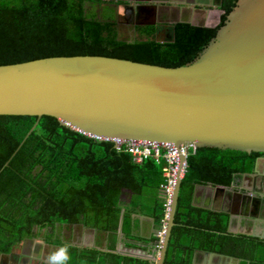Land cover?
I'll return each mask as SVG.
<instances>
[{
    "label": "trees",
    "instance_id": "16d2710c",
    "mask_svg": "<svg viewBox=\"0 0 264 264\" xmlns=\"http://www.w3.org/2000/svg\"><path fill=\"white\" fill-rule=\"evenodd\" d=\"M236 1H221L215 27L177 22L173 41L159 43L157 29L150 25L121 37L113 12L98 9L101 0H0V65L90 55L178 67L193 61L215 37ZM36 120L0 115V253L39 235L49 244L64 245L62 226L117 233L123 220L127 237L134 211L146 206L153 222L160 223L163 176L153 158L138 163L125 145L117 150L113 143L81 135L49 116L39 119L20 146ZM260 156L214 148L188 153L163 264H190L195 248L240 264H264L263 240L227 233L225 215L190 204L195 185L229 187L251 173ZM136 240L153 250L154 236ZM70 251L69 264H152L72 246Z\"/></svg>",
    "mask_w": 264,
    "mask_h": 264
},
{
    "label": "water",
    "instance_id": "95a60500",
    "mask_svg": "<svg viewBox=\"0 0 264 264\" xmlns=\"http://www.w3.org/2000/svg\"><path fill=\"white\" fill-rule=\"evenodd\" d=\"M116 1L128 7L131 20L135 12V26L158 28L155 7ZM146 16L151 20H143ZM173 24L169 25L171 39L163 31L166 26L156 32L155 40L172 42ZM0 115L37 118L20 146L39 119L49 116L114 147L118 141H143L264 155V0H237L197 57L174 68L90 55L0 65ZM179 162L185 158L181 156ZM261 164L264 157L256 158L252 173ZM180 181L177 176L163 239L157 257L150 259L152 264H163ZM208 187L227 198L233 194L232 184ZM244 191L236 196L251 200L246 205L264 220V194ZM157 229L154 226L153 236Z\"/></svg>",
    "mask_w": 264,
    "mask_h": 264
},
{
    "label": "crops",
    "instance_id": "0c3cea01",
    "mask_svg": "<svg viewBox=\"0 0 264 264\" xmlns=\"http://www.w3.org/2000/svg\"><path fill=\"white\" fill-rule=\"evenodd\" d=\"M128 1L134 7L137 5L155 7V14L153 13L155 16H153L154 20L160 23L159 25L187 22L192 25L215 27L222 13L220 10L221 4L220 6L218 5L222 0H148L146 4H144L145 0H142L140 4H138L137 0ZM148 13L152 14L151 12ZM148 16L143 19L150 21L151 17ZM135 17L134 12L132 20H136ZM161 28L162 26H158V31ZM168 32H170L172 37V29L169 26L165 31L166 37ZM240 177L234 181L231 189L233 194L230 198L223 194L214 193L208 187V184L195 185L190 197V204L193 207L225 215L227 217V233L248 235V237L261 240L260 238L264 237V224H261L260 221L245 222L239 216V212L242 209H240L239 198L236 195L240 193V183L249 180ZM129 202L130 199L127 200V203ZM149 212L148 206L145 209L134 211L130 230L126 229L129 232L127 237L123 235V220H121L122 226L119 227L117 233L98 232L82 225L62 226L61 239L63 243L79 249L96 250L101 253H111L148 262L153 257L151 246L140 243L136 239L150 238L153 236L154 226H158L153 222V219L148 214ZM57 247L59 246L47 243L42 235H39L13 246L10 256H7V253L0 256V264H45L48 254ZM13 256L15 258H12ZM189 260L191 263L193 261V264H240L237 259L198 248L191 251Z\"/></svg>",
    "mask_w": 264,
    "mask_h": 264
},
{
    "label": "built area",
    "instance_id": "2783aa9c",
    "mask_svg": "<svg viewBox=\"0 0 264 264\" xmlns=\"http://www.w3.org/2000/svg\"><path fill=\"white\" fill-rule=\"evenodd\" d=\"M124 145L126 146V151L133 155L134 161L141 163L145 158L151 157L156 163L161 165L163 182L159 188L163 203L162 217L154 234L153 258H156L163 239L175 180L177 176L182 178L185 169V162L180 164L179 158L183 156L186 159L188 153L192 152L194 148L182 144L176 147L170 143L158 144L143 141L130 143L118 141L115 148L119 150Z\"/></svg>",
    "mask_w": 264,
    "mask_h": 264
},
{
    "label": "flooded vegetation",
    "instance_id": "af4514ba",
    "mask_svg": "<svg viewBox=\"0 0 264 264\" xmlns=\"http://www.w3.org/2000/svg\"><path fill=\"white\" fill-rule=\"evenodd\" d=\"M101 1H102V3L98 5V9L100 11L111 10L114 14L115 19L118 22V25L126 28V30H128V32H130L132 35H134L135 27H137L134 25L136 20L129 19L128 7L124 6V2L116 1V0H101ZM146 12H148V11H146ZM121 19H123L124 22L120 21ZM143 20H145V19H143ZM145 21H147V20H145ZM159 26H162V28L160 29V31H162V29H164L163 27H166L169 25H167V23H166V24H162ZM166 30L167 29H165L163 31L165 32ZM157 31H158V28H157ZM260 157H264V155L260 156ZM257 158H259V157H257ZM262 165L263 164H261L259 167L257 166V170H258L257 173H252V171H251V173L240 175L244 179H249L248 181H242L240 183L239 190H240L241 194H244V193L246 194V192L244 191L245 189H247L248 191H255L259 194L260 193L264 194V166L262 167ZM235 180L236 179H234V181ZM234 181L232 183V186L234 185ZM231 189H232V187H231ZM242 189H244V190H242ZM248 203L251 205L252 201L239 198V204L241 206L240 209H242L239 212V216L241 217V220H243L245 222H258V221H260L261 224H264V220L262 218H258V216H257L258 214H257L256 210L253 209V207H251L250 205H246ZM251 217H253V218H251ZM10 253L11 252H9L7 254H10ZM1 255H4V253H0V256ZM12 258H15V257L13 256Z\"/></svg>",
    "mask_w": 264,
    "mask_h": 264
},
{
    "label": "clouds",
    "instance_id": "9594fccd",
    "mask_svg": "<svg viewBox=\"0 0 264 264\" xmlns=\"http://www.w3.org/2000/svg\"><path fill=\"white\" fill-rule=\"evenodd\" d=\"M71 246L68 244L57 247L54 251L48 254L45 264H69L72 254Z\"/></svg>",
    "mask_w": 264,
    "mask_h": 264
},
{
    "label": "rangeland",
    "instance_id": "374dc122",
    "mask_svg": "<svg viewBox=\"0 0 264 264\" xmlns=\"http://www.w3.org/2000/svg\"><path fill=\"white\" fill-rule=\"evenodd\" d=\"M120 21L124 22L123 19H121ZM119 34L123 38H129V37L133 36L130 32H128V30H126V28H124L122 26L119 27ZM170 37H171L170 32H168L167 39H171Z\"/></svg>",
    "mask_w": 264,
    "mask_h": 264
}]
</instances>
